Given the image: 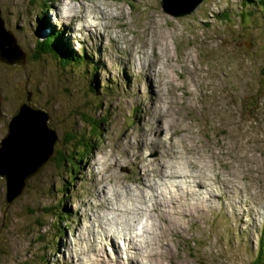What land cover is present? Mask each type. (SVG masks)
I'll list each match as a JSON object with an SVG mask.
<instances>
[{"label": "rangeland", "instance_id": "rangeland-1", "mask_svg": "<svg viewBox=\"0 0 264 264\" xmlns=\"http://www.w3.org/2000/svg\"><path fill=\"white\" fill-rule=\"evenodd\" d=\"M161 4L0 0L27 54L0 61V141L30 91L58 138L9 206L0 177V264H257L264 0H203L185 15ZM54 30L90 73L35 57ZM71 136L77 168L60 167Z\"/></svg>", "mask_w": 264, "mask_h": 264}, {"label": "water", "instance_id": "water-1", "mask_svg": "<svg viewBox=\"0 0 264 264\" xmlns=\"http://www.w3.org/2000/svg\"><path fill=\"white\" fill-rule=\"evenodd\" d=\"M202 1L203 0H192L187 2L185 10H179L177 5H173L171 1L167 3V0H161V5L165 11L170 13L177 12L176 15H185L192 13ZM26 60L27 54L18 43L14 32L7 29L5 26V19L2 15L0 6V61L11 65L18 64L23 66ZM27 122L29 124H27ZM29 129L32 131V134L29 133ZM40 129L41 131L43 130L42 133L44 138L39 137ZM22 135L24 137H22ZM31 139L33 141H31ZM57 139L55 129L50 126V115L48 111L32 100V92L30 91L27 100L18 106L11 117L7 125V133L0 141V177L4 178L6 182L5 203L8 206L23 193L27 186L28 179L38 173L43 168L46 160L51 158L54 153ZM16 148H22L23 153L22 159L20 160H13L10 158V153ZM38 160L40 162H37ZM18 170L21 173L17 176L16 173Z\"/></svg>", "mask_w": 264, "mask_h": 264}, {"label": "trees", "instance_id": "trees-1", "mask_svg": "<svg viewBox=\"0 0 264 264\" xmlns=\"http://www.w3.org/2000/svg\"><path fill=\"white\" fill-rule=\"evenodd\" d=\"M44 22V21H41ZM46 25V23H43L40 25V27H44ZM64 40L62 38V33L60 31L54 30L52 31L46 38H44L43 40H38L37 41V45L35 47V57L39 58L42 57V55H45L51 59H53L54 61H57L58 63H61L64 65L65 68H70V67H77L78 69H80L82 66H84V70L88 71L89 73L91 72V70L88 68L89 63L93 64L91 59L89 57H86V55H82V54H77L75 52H73L68 44H64L63 43ZM29 94V92H28ZM93 122H96V119L92 118ZM86 135L83 136H78L77 138H79L82 143H85L84 141H86ZM76 138V136H71V139H68L65 143L66 146H69V149H67L66 151H56L55 154V160L58 161V164L60 167L63 166H67V162L69 161L70 164H72V168H77V166L75 165V163H73L72 161H74L72 155H70V158H68V156H66V154H71V145L76 144V141H73ZM92 147V146H90ZM83 149H81V147H79L78 152H82ZM73 171V170H72ZM75 173V169L74 172ZM52 207H47L46 210H52ZM256 263L258 264H263L264 262V237H261L260 240V248H259V254H258V259H255Z\"/></svg>", "mask_w": 264, "mask_h": 264}, {"label": "bare ground", "instance_id": "bare-ground-1", "mask_svg": "<svg viewBox=\"0 0 264 264\" xmlns=\"http://www.w3.org/2000/svg\"><path fill=\"white\" fill-rule=\"evenodd\" d=\"M172 3H175V2H172ZM77 5H70V9H74L75 7H76ZM78 7V6H77ZM179 9V8H178ZM109 12L107 11V12H105L104 14L107 16V14H108ZM110 14V13H109ZM77 14H75V15H73V17H75ZM133 50V49H132ZM130 51V50H129ZM130 53H131V51H130ZM184 62H186L185 60H184ZM184 65H185V63H184ZM187 65V64H186ZM185 65V66H186ZM151 67L152 68H154L155 66H153L152 64H151ZM164 116V115H163ZM28 117V116H27ZM24 118H25V116H24ZM32 122V121H31ZM34 122V121H33ZM22 123V122H21ZM27 124H29L28 122H27ZM31 124V123H30ZM21 125V124H20ZM29 126V125H28ZM24 128H25V126H24ZM29 128V127H28ZM31 128V127H30ZM27 129V128H26ZM24 130V129H23ZM30 130V129H29ZM43 131V130H42ZM42 131H41V129H40V132H39V137L40 138H44V136H43V133H42ZM35 132V131H34ZM44 132H45V130H44ZM30 134H32V131L30 130V132H29ZM35 136V135H34ZM22 137H24L23 135H22ZM22 137H21V139H22ZM27 137V136H26ZM30 137V136H29ZM28 138V137H27ZM31 138V137H30ZM34 138V137H33ZM21 139H20V141H21ZM22 141L24 142V140L22 139ZM31 141H33L32 139H31ZM38 141V140H37ZM38 143V142H37ZM33 144V143H32ZM36 145V144H35ZM31 146V145H30ZM32 149V148H31ZM35 149V148H34ZM36 149H37V147H36ZM22 148H16L14 151H12L11 153H10V158L11 159H13V160H20V159H22L21 157H22ZM173 154L171 155V157L172 158H175L176 156H177V154L175 153V151L174 152H172ZM12 160V161H13ZM26 160V159H25ZM29 160V159H28ZM12 161H10V162H12ZM31 161V160H30ZM49 160H46V162H45V164H44V166L47 164V162H48ZM16 162V161H15ZM37 162H40L39 160L37 161ZM19 163V162H18ZM25 163V162H24ZM15 164V163H14ZM172 165H175L176 166V164H174V163H171ZM16 165V164H15ZM8 166H10V165H8ZM20 166V165H19ZM23 166V165H22ZM25 167V166H24ZM10 168V167H9ZM20 168H22V167H20ZM15 169V168H14ZM30 172V171H29ZM21 172L18 170V172L16 173L17 174V176L20 174ZM172 174L174 175V176H177L176 174H179V173H173V171H172ZM182 174H179L178 176H181ZM184 175H188V174H184ZM35 176V175H34ZM194 178V177H193ZM16 179V178H15ZM17 181V180H16ZM19 181V180H18ZM18 184V183H17ZM228 184V183H227ZM18 187H19V185H18ZM17 187V188H18ZM189 193V192H188ZM125 226H127V225H125ZM129 227V226H128ZM133 227V226H132ZM136 228V227H135ZM134 229V228H133ZM144 229V228H143ZM144 236V235H143ZM142 236V237H143Z\"/></svg>", "mask_w": 264, "mask_h": 264}]
</instances>
